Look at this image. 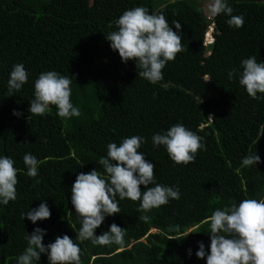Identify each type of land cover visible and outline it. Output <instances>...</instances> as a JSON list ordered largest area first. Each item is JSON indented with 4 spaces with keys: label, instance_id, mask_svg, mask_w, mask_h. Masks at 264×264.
<instances>
[{
    "label": "trees",
    "instance_id": "trees-1",
    "mask_svg": "<svg viewBox=\"0 0 264 264\" xmlns=\"http://www.w3.org/2000/svg\"><path fill=\"white\" fill-rule=\"evenodd\" d=\"M210 2L0 0V155L10 156L20 170L15 201L0 205V264H16L27 247L25 234L36 227L46 230L45 245L57 236L72 238L81 249V264H206L195 255L198 242L206 252L210 245L206 218L232 202L264 197V99L250 98L238 76L229 80L227 75L250 56L264 61V0H227L232 15L244 18L239 29L229 27L226 15L209 17ZM137 6L150 14L162 12L173 31L172 21L182 25L183 50L156 84L139 78L135 62L123 63L106 39L117 30L116 19ZM213 24L215 39L206 45ZM18 63L29 73L28 82L7 96L9 73ZM46 71L72 81L78 117L61 119L55 106L43 116L28 112L34 81ZM209 115L214 122L198 131ZM176 123L205 145L187 165L175 164L163 146L152 144L154 134ZM132 135L144 137L138 151L155 165L156 182L178 188L180 199L149 212L138 211L139 201H119L120 213L106 217L96 234L115 223L124 233L123 245L81 243L75 239L80 225L70 203L76 176L102 172L98 161L106 156L107 144ZM27 153L39 162L35 178L26 176ZM251 154L261 162L242 167V158ZM41 202L51 211L49 219L35 225L23 219ZM173 226L179 231H170ZM189 230L193 233L184 238ZM37 264H48L46 254Z\"/></svg>",
    "mask_w": 264,
    "mask_h": 264
},
{
    "label": "clouds",
    "instance_id": "clouds-1",
    "mask_svg": "<svg viewBox=\"0 0 264 264\" xmlns=\"http://www.w3.org/2000/svg\"><path fill=\"white\" fill-rule=\"evenodd\" d=\"M232 12L227 0H211L208 8L212 17L226 15L229 27L239 29L244 18L232 15ZM115 25L117 30L106 35L110 48L118 52L123 63L135 62L139 78L152 84L161 81L162 69L183 50L178 34L182 27L179 21H172L171 25L177 30L173 31L162 12L150 14L148 9L137 6L124 11ZM214 39L213 24L206 33V45L213 43ZM227 75L229 80L238 76L239 85L250 98L264 99V61L257 62L254 56H250L241 61L238 70H230ZM28 77L29 73L22 63L13 65L7 80V96L19 92L28 82ZM204 79L207 83L210 81L207 75ZM71 83L67 76L56 71L40 73L34 81V99L29 102L28 112L43 116L50 106H55L56 115L61 119L78 117L80 110L71 102ZM13 115L20 116L21 113L14 110ZM206 120L207 123L199 125L198 131H203L214 122L211 115ZM143 143L144 137L139 135L124 138L119 144L109 143L106 156L98 161L103 171L93 169L76 176L71 187L70 203L80 225L76 231L77 241H90L98 246H122L124 233L115 223L102 234H96L106 217L120 213L119 201H139L138 211L149 212L168 204L170 200L180 199L178 188L156 182L155 165L138 151ZM152 144L153 147L163 146L170 160L178 165L193 162L198 150H205L202 137L182 123L154 134ZM260 162L258 154L246 155L241 160V166H257ZM23 163L26 176L35 178L39 166L37 158L27 153L23 156ZM19 171L10 156L0 155V205L15 201ZM141 186H144L143 191ZM25 216L35 225L38 221L49 219L51 211L46 202H41L38 207L22 214L23 219ZM139 219L146 221L148 217L141 216ZM205 223L208 224L210 245L206 252L204 243L198 242L197 258H206V264H264V197L243 199L238 204L232 202L217 208ZM169 230L179 231L175 226ZM190 233L193 231H186L184 238ZM46 234V230L40 227H36L30 235L26 233L27 247L16 258V264H37L41 254H46L48 264H81L78 243L63 235L45 245L43 239ZM187 254L191 256L192 250L188 249Z\"/></svg>",
    "mask_w": 264,
    "mask_h": 264
},
{
    "label": "rangeland",
    "instance_id": "rangeland-1",
    "mask_svg": "<svg viewBox=\"0 0 264 264\" xmlns=\"http://www.w3.org/2000/svg\"><path fill=\"white\" fill-rule=\"evenodd\" d=\"M210 3H211V2H210ZM209 5H210V4H208V6H209ZM208 16H209V17H211V15H210V14H208Z\"/></svg>",
    "mask_w": 264,
    "mask_h": 264
}]
</instances>
